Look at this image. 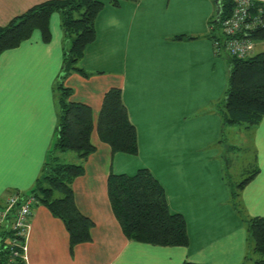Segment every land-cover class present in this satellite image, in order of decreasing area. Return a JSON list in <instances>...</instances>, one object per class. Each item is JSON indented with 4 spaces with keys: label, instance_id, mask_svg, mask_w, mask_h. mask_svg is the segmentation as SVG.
<instances>
[{
    "label": "crops",
    "instance_id": "crops-1",
    "mask_svg": "<svg viewBox=\"0 0 264 264\" xmlns=\"http://www.w3.org/2000/svg\"><path fill=\"white\" fill-rule=\"evenodd\" d=\"M44 1L0 0V26ZM101 1L96 39L79 62L88 76L72 71L62 78L70 41L59 11L50 17V41L35 29L0 54V204L12 193H31L43 173L56 141L61 80L72 89L71 100L91 106L95 122L105 93L120 87L138 133L137 154L114 153L93 133L97 149L73 182L78 208L94 222L91 239L71 247L64 220L36 201L27 263L250 264L244 218L264 216V117L250 130V146L242 148L234 137L221 140L219 107L229 57L209 35L215 0ZM255 42V53L264 51V40ZM236 129L243 133L236 126L226 131ZM242 150L253 153L246 162L256 173L239 190V213L231 193L243 180L237 182L231 169ZM75 154L61 153L60 160L77 161ZM143 167L164 186L171 212L184 216L187 245L125 235L111 205L108 178Z\"/></svg>",
    "mask_w": 264,
    "mask_h": 264
},
{
    "label": "trees",
    "instance_id": "trees-1",
    "mask_svg": "<svg viewBox=\"0 0 264 264\" xmlns=\"http://www.w3.org/2000/svg\"><path fill=\"white\" fill-rule=\"evenodd\" d=\"M118 5L119 0H112ZM222 12L219 20L211 19L210 38L214 39L218 51L222 49L221 21L233 7L232 0H220ZM101 0H47L33 5L0 26V54L4 50L18 46L39 29L43 39L51 40L50 17L54 12L62 13V24L69 42L65 49L62 78L72 71L84 76L89 73L79 66L85 49L97 36L96 18L103 9ZM217 17V12H216ZM254 40H264V26L252 35ZM179 39L185 38L179 36ZM187 38H195L188 36ZM229 71L227 88L220 108L222 118L221 140L228 127H240L250 133L264 117V51L246 58L228 54ZM60 115L56 141L50 151L43 173L34 189L37 202L47 206L62 218L69 231L70 244L91 239L93 220L78 208L73 182L85 172V161L97 149L92 140L97 132L101 141L109 144L112 151L137 154L139 152L138 133L131 122L123 102L120 87H112L104 96L98 119L95 122L93 109L86 103L71 100L72 89L59 84ZM76 153L79 160L64 162L60 154ZM256 169L233 189L235 208L239 211V190L252 178ZM108 192L115 216L125 235L133 240L164 245H187L189 234L184 216L171 212L164 186L149 168L143 167L132 175L111 173L108 178ZM245 217V216H244ZM249 232L250 264H264V216L245 217ZM3 264H26L24 260L10 258L9 252L2 254ZM184 264H203L186 261Z\"/></svg>",
    "mask_w": 264,
    "mask_h": 264
},
{
    "label": "built area",
    "instance_id": "built-area-1",
    "mask_svg": "<svg viewBox=\"0 0 264 264\" xmlns=\"http://www.w3.org/2000/svg\"><path fill=\"white\" fill-rule=\"evenodd\" d=\"M230 14L221 21L222 49L232 56L246 58L255 53L253 33L264 26V0H232ZM222 12V9H221ZM37 201L34 194L15 192L0 204V264L2 254L28 261L29 217Z\"/></svg>",
    "mask_w": 264,
    "mask_h": 264
},
{
    "label": "rangeland",
    "instance_id": "rangeland-1",
    "mask_svg": "<svg viewBox=\"0 0 264 264\" xmlns=\"http://www.w3.org/2000/svg\"><path fill=\"white\" fill-rule=\"evenodd\" d=\"M216 6V4H215ZM216 12L217 9H215V12L213 13V16L211 19L215 20L216 19ZM227 55V54H226ZM228 56V55H227ZM243 131V133H239V130H234L231 133L227 130L225 132V137L227 139H231L232 137H234L233 141H236L239 145H242V148H245L247 146H250L248 140H249V134L248 132H246L247 130L241 129ZM233 139V138H232ZM253 153L250 152V150H242L240 152V154L238 155H234L235 157L237 156V160L235 158V160L238 162L237 166H235L234 164L232 165V169H231V173L233 175L234 178H236V181L239 182L241 180H243L244 178H246L249 175V171L251 168L247 167V162H246V158L247 160H249V157L252 155ZM228 156H233L232 152L228 153ZM233 156V158H234Z\"/></svg>",
    "mask_w": 264,
    "mask_h": 264
},
{
    "label": "water",
    "instance_id": "water-1",
    "mask_svg": "<svg viewBox=\"0 0 264 264\" xmlns=\"http://www.w3.org/2000/svg\"><path fill=\"white\" fill-rule=\"evenodd\" d=\"M216 6H217V17L216 20H219L220 12H221V5H220V0H215Z\"/></svg>",
    "mask_w": 264,
    "mask_h": 264
}]
</instances>
